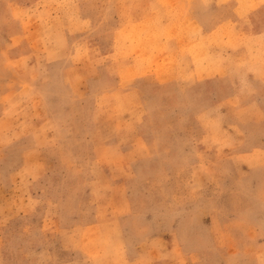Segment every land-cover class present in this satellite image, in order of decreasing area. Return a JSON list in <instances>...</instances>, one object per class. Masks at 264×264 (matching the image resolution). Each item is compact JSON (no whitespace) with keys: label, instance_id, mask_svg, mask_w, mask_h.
Listing matches in <instances>:
<instances>
[{"label":"rangeland","instance_id":"374dc122","mask_svg":"<svg viewBox=\"0 0 264 264\" xmlns=\"http://www.w3.org/2000/svg\"><path fill=\"white\" fill-rule=\"evenodd\" d=\"M132 2L0 0V264H264V53Z\"/></svg>","mask_w":264,"mask_h":264},{"label":"crops","instance_id":"0c3cea01","mask_svg":"<svg viewBox=\"0 0 264 264\" xmlns=\"http://www.w3.org/2000/svg\"><path fill=\"white\" fill-rule=\"evenodd\" d=\"M135 1L136 0H133L132 5L127 8L126 14L128 17L126 18H136L135 20H153L156 18L157 14H160L159 18L164 22V27H167L168 23L173 20H177V15H179L180 21L187 22L189 25L195 23V25L198 27V30H194L195 28H193V30L189 33V36L191 37L192 44L197 47V49H195V52H197L198 57L205 50H207V52L210 51L215 55V53L222 50V47L218 45L220 43V39L226 38L228 42H232V37H236V40H243L241 43L250 44L251 49L253 47H259V50L264 53V12L260 10L256 11L258 9V5L260 7L262 3H264L260 0H244V3L239 2V0H228L226 2L225 0H192L190 2H188L187 0H165V6H160L161 12H156V9H153L151 7V0L148 3V5L150 6L148 7L149 9L147 11L135 12ZM172 4H175L177 8L171 7V9L167 10L166 7H169ZM224 6L227 7V10H223ZM204 7L209 13L207 14V18H209V20L213 22L211 24V27L206 26L201 22L206 18H204L202 15ZM100 13L104 15V10H101ZM100 19L102 20L104 18ZM243 21L244 23L249 22L254 25H258L259 27H254L248 30L237 29V26L241 25ZM224 24L227 25L228 31L226 34L225 30L222 28ZM121 30L122 29L118 30V32H120ZM162 36L163 38L165 37L164 35ZM176 37H178L177 34ZM178 39H176L175 41H169L168 43V47H173V51H176V53L178 54L177 57H179V53H181V51H185V54L187 51L189 52V49H187V47L184 48V46H181L182 44H179ZM207 39H212L214 41V46H209L211 49H207L208 46H205L202 42L203 40ZM181 48H183V50H181ZM185 54H183V59H180V70L184 78L186 79L191 75V72L195 73L196 76L198 70L203 69L204 67H200V65L194 67L192 65L193 62H191V60H187ZM221 61L222 60L219 61L218 59L217 61L207 63L206 66L213 68L222 67ZM133 62L134 60H132L131 66ZM189 79L190 78H188L187 81H189ZM197 79H199V77ZM113 93H118V90L114 91Z\"/></svg>","mask_w":264,"mask_h":264}]
</instances>
